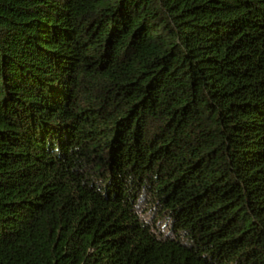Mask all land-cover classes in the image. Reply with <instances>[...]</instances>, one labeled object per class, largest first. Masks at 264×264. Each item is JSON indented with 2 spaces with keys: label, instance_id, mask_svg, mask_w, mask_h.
Segmentation results:
<instances>
[{
  "label": "trees",
  "instance_id": "1",
  "mask_svg": "<svg viewBox=\"0 0 264 264\" xmlns=\"http://www.w3.org/2000/svg\"><path fill=\"white\" fill-rule=\"evenodd\" d=\"M0 264H264V0H0Z\"/></svg>",
  "mask_w": 264,
  "mask_h": 264
}]
</instances>
